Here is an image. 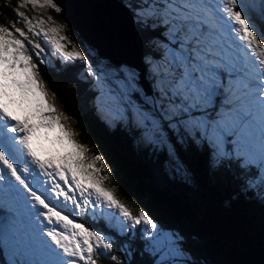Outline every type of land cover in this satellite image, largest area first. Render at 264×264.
I'll use <instances>...</instances> for the list:
<instances>
[{
	"label": "snow or ice",
	"instance_id": "obj_1",
	"mask_svg": "<svg viewBox=\"0 0 264 264\" xmlns=\"http://www.w3.org/2000/svg\"><path fill=\"white\" fill-rule=\"evenodd\" d=\"M28 4L62 11L54 0H24L16 21L0 23V217L11 222L0 243H13L9 264H131L137 237L153 264H193L179 232L117 198L107 186L112 169L104 155H86L91 149L76 142L47 99L46 110L27 106L34 96H47L40 66L48 64L49 51L79 62L96 90L101 118L105 110L112 113L109 126H130L174 174H186L178 146L206 144L212 167L236 160L246 173L245 190L258 189L264 201V0L133 4L138 26L154 34L145 57L147 85L133 67L98 66L87 49L61 35L63 28L46 27L39 18L33 23L19 11ZM54 126L61 133L55 140L71 151L45 159L41 149ZM115 237H127L120 250Z\"/></svg>",
	"mask_w": 264,
	"mask_h": 264
},
{
	"label": "trees",
	"instance_id": "obj_2",
	"mask_svg": "<svg viewBox=\"0 0 264 264\" xmlns=\"http://www.w3.org/2000/svg\"><path fill=\"white\" fill-rule=\"evenodd\" d=\"M119 1L127 7L125 0ZM128 1L130 7L136 2ZM20 3L0 0V23L16 21L15 9ZM133 25L144 58L150 54L149 35L154 34ZM82 73L77 65L64 67L58 61L48 60L47 65L40 66V79L73 120L78 143L91 149L86 155L102 153L111 166L107 186L115 190L117 198L133 210L144 208L168 228L181 227L186 235L184 246L195 259L193 264H264V201L257 195L258 189L245 190L246 173L241 172L238 162L225 160L212 167L209 146L186 143L177 151L190 182L176 177L165 166L162 153L138 144L135 134L122 127L105 123L89 80ZM92 226L101 228L103 224ZM115 239L120 250L127 237ZM5 242L0 243V264H9L3 254ZM131 250V264H153V257L144 251V242L138 237L131 241ZM101 264L111 262L104 259Z\"/></svg>",
	"mask_w": 264,
	"mask_h": 264
},
{
	"label": "water",
	"instance_id": "obj_3",
	"mask_svg": "<svg viewBox=\"0 0 264 264\" xmlns=\"http://www.w3.org/2000/svg\"><path fill=\"white\" fill-rule=\"evenodd\" d=\"M54 2L61 8L62 11L59 13L63 19L92 43L99 55H105L116 65L125 62L139 72H145L141 40L129 10L119 0H54ZM116 49L122 50V53L115 52ZM146 82L147 80L144 81L145 85Z\"/></svg>",
	"mask_w": 264,
	"mask_h": 264
},
{
	"label": "rangeland",
	"instance_id": "obj_4",
	"mask_svg": "<svg viewBox=\"0 0 264 264\" xmlns=\"http://www.w3.org/2000/svg\"><path fill=\"white\" fill-rule=\"evenodd\" d=\"M134 1H136V2L133 3V4H136V3L139 2L138 0H134ZM20 2L24 3V0H20ZM128 4H131V2H129L128 0H125V5H127L129 12L132 14L133 22L137 24V20H136V16H135V9H132V7H130ZM127 7L125 6V8H127ZM19 11L20 12H24L26 16L30 17L32 19L33 23L36 22L37 18H39V19H43L45 21L46 27L59 26V27L63 28V31L61 32V35L66 36L69 41H72L73 44L78 45L82 50L83 49H87L88 50V54L94 60V62L97 63L98 66L99 65H104V64H110L112 66H117L116 64L111 62L105 55H99L97 50H96V48L93 46L92 43H90L83 36H81L77 30L69 27V25L67 24L65 19H63L62 17H59L57 15L58 13L56 11L52 10L51 8H47V7H45V8H40V7L33 8L30 4H28L25 7H20ZM118 16H119V14H118ZM118 16H117V19L119 20ZM49 17H51L52 19L49 20ZM124 19L127 20L126 18H124ZM52 21H55V24H53ZM16 27L26 28L25 24H23L22 22H19L18 25L16 24ZM68 47H69V49H71L72 44H69ZM120 49H122V48H120ZM120 49H116L115 52L117 51V52L122 53V50H120ZM48 60L51 61L52 63L54 61H58L59 64L61 66H64V67L67 66V65H71V66L72 65H77V67H79L80 69L83 68V65L81 63H79V62H75V63L63 62L61 59L56 58L50 51L48 52ZM143 60H144L143 62H144V68H145V72L143 74L146 77L145 80H147V82H148V80H150L151 77L147 76V69H146V66H145V57L143 58ZM120 65L130 66V65L126 64L125 62L121 63ZM130 67H132V66H130ZM133 68L136 70L138 75L141 73L135 67H133ZM83 76L86 79L89 80V78L86 77L84 74H83ZM89 83H90V89H91L92 93L95 94V100L94 101H95V104L97 106V102H96L97 93H96V90H95L93 84L90 82V80H89ZM43 85H44V90L47 93L46 98H41V97H39V95H36V96L33 97V105L27 106V107L31 108V107H34V106H43V107H45V110H46V106L44 105V99H47L48 103L52 104L53 107L56 109L57 114H59L61 116L60 123L64 126V128L66 130H68V131L73 133V138L76 140V142H78L77 139H76V131L77 130H76L75 126H74L73 120L64 113V111L62 110L61 106L58 103H56V101L54 100L53 96L48 91L46 85L45 84H43ZM18 114H20L21 116L24 115V113L22 111H19V109H18ZM104 117H105V119H107L109 121L108 124H110L111 121H112V113L107 111V110H105ZM111 127H114V128L115 127H122L123 129H125L129 133L135 134L134 130L130 126L129 127H123V126L114 125V126H111ZM60 134L61 133H60L59 127H55V126H54L53 131H50V132L47 133L48 139L44 140V142H45V143L43 142L44 147L42 146V149H41L42 157L45 156V159H46V158H49V156H51L52 158L58 159L66 151H71V146L68 145L66 141L63 144H61L59 141L55 140V137L57 135H60ZM135 136H136V134H135ZM137 143L140 144L138 142V140H137ZM194 144H198V143H194ZM143 147H145V146H143ZM146 148H149V149H151L153 151V149L150 148V147H146ZM225 149H226V151H232V147H231L230 144H226L225 145ZM156 153L160 154L159 152H156ZM210 156L212 157V149L211 148H210ZM183 166L186 169L184 164H183ZM174 175L176 177H179V178L185 180L186 182H190V176H189V172L187 171V169H186V174L181 172V173H177V174H174ZM0 224H1L0 232H4L5 234H8L9 230H10V227H11V222L8 220V218L0 217ZM160 225H162V224H160ZM2 226H3V229H1ZM162 226H163V228L165 230H174L176 232H179L183 236V238H184L183 239V249L187 252L188 259H190L194 263L195 259H194L193 255L184 246L185 241H186V235L182 231L181 227L176 226V227L168 228V227H166L164 225H162ZM3 254H4V259L6 261L10 262L11 259H12V254H13V243L7 238H6V242L4 244V252H3Z\"/></svg>",
	"mask_w": 264,
	"mask_h": 264
},
{
	"label": "bare ground",
	"instance_id": "obj_5",
	"mask_svg": "<svg viewBox=\"0 0 264 264\" xmlns=\"http://www.w3.org/2000/svg\"><path fill=\"white\" fill-rule=\"evenodd\" d=\"M53 131V130H52ZM45 143V142H44ZM50 145V144H49ZM43 147H44V145H43ZM52 147V146H51ZM46 151V150H45ZM54 151V150H53ZM42 158H45V156L44 157H42Z\"/></svg>",
	"mask_w": 264,
	"mask_h": 264
}]
</instances>
